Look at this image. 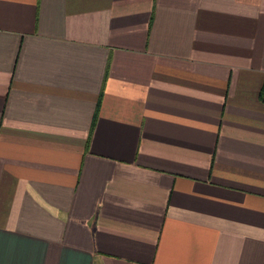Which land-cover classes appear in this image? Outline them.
Listing matches in <instances>:
<instances>
[{"label": "crops", "instance_id": "1", "mask_svg": "<svg viewBox=\"0 0 264 264\" xmlns=\"http://www.w3.org/2000/svg\"><path fill=\"white\" fill-rule=\"evenodd\" d=\"M0 264H264V0H0Z\"/></svg>", "mask_w": 264, "mask_h": 264}]
</instances>
